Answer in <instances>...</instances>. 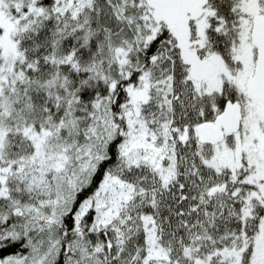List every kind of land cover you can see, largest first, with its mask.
Returning <instances> with one entry per match:
<instances>
[{"label":"snow or ice","instance_id":"snow-or-ice-1","mask_svg":"<svg viewBox=\"0 0 264 264\" xmlns=\"http://www.w3.org/2000/svg\"><path fill=\"white\" fill-rule=\"evenodd\" d=\"M0 264H264V0H0Z\"/></svg>","mask_w":264,"mask_h":264}]
</instances>
